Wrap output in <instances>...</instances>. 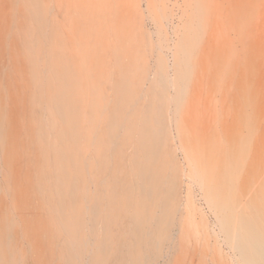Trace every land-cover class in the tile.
Wrapping results in <instances>:
<instances>
[{
	"label": "rangeland",
	"instance_id": "obj_1",
	"mask_svg": "<svg viewBox=\"0 0 264 264\" xmlns=\"http://www.w3.org/2000/svg\"><path fill=\"white\" fill-rule=\"evenodd\" d=\"M262 203L264 0H0V264H252Z\"/></svg>",
	"mask_w": 264,
	"mask_h": 264
},
{
	"label": "bare ground",
	"instance_id": "obj_2",
	"mask_svg": "<svg viewBox=\"0 0 264 264\" xmlns=\"http://www.w3.org/2000/svg\"><path fill=\"white\" fill-rule=\"evenodd\" d=\"M178 99H179V96H176L175 100L178 101ZM173 116H176V113ZM158 121L160 122V119L159 120L157 119L156 114L153 115L151 118L152 124H154V122L158 123ZM168 123H169V126H171L169 121ZM151 131L155 134L157 133L154 127H152ZM146 134H147V130H146ZM224 157L226 156L224 155ZM230 180L232 181V177ZM219 192H220L221 199L223 200L225 198V193L222 190H220ZM254 208L255 210L252 215H250L249 217L248 215L246 216L243 215L242 217V225L240 226H241V230L243 231L244 238H241V236L237 237V247L241 250L247 262L252 263V264H264V203H262L261 205H255Z\"/></svg>",
	"mask_w": 264,
	"mask_h": 264
}]
</instances>
